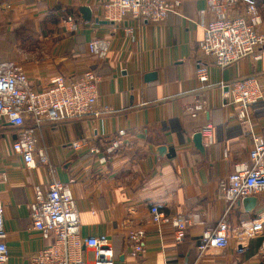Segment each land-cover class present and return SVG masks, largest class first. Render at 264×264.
<instances>
[{"label":"crops","instance_id":"1","mask_svg":"<svg viewBox=\"0 0 264 264\" xmlns=\"http://www.w3.org/2000/svg\"><path fill=\"white\" fill-rule=\"evenodd\" d=\"M107 1L0 0V40L12 39L10 62L26 72L34 88L45 89L56 76L71 78L87 70L101 79L98 115L44 122L36 130L39 148L49 158L46 165L27 167L12 148L18 130L0 122V202L9 264H29L32 254L52 244L32 229L30 207L37 188L47 192L55 180L67 185L74 197L83 236L105 239L116 264L264 262V232L241 239L234 233L221 252L200 256L197 251L200 237L214 232L222 220L239 228L264 216V194L253 196L259 202L247 212L243 200L229 204L219 192L235 166L249 161L252 132L264 134V100L249 109V122L242 123L228 89L256 76L264 93V48L260 60L244 58L221 68L199 49L203 27L213 18L208 0H166L181 5L161 23L139 25L128 18L117 24H92L95 18L104 21ZM249 3L258 8L259 31H264V0H242L230 16H244ZM83 6L92 11L90 23L81 19ZM57 8L67 16L59 33L25 34L20 43V26L31 22L40 27L57 15ZM69 16L80 25L78 31L66 22ZM94 39L109 44L108 59L90 54L88 44ZM0 54L6 61L5 51ZM203 70L207 82L198 78ZM150 73H157L156 79L147 80ZM193 108H198L194 114ZM209 125L214 138L203 141L206 151L201 153L193 138ZM83 139L89 145L75 150L72 144ZM116 140L123 146L109 153ZM162 146L166 151L160 153ZM95 148L100 152L90 151ZM154 205L167 214L194 219L182 243H176L170 230L158 232L150 215ZM131 234L144 247L137 256Z\"/></svg>","mask_w":264,"mask_h":264},{"label":"built area","instance_id":"2","mask_svg":"<svg viewBox=\"0 0 264 264\" xmlns=\"http://www.w3.org/2000/svg\"><path fill=\"white\" fill-rule=\"evenodd\" d=\"M242 0H208L207 6L213 15L203 27L204 37L200 51L213 56L221 68L232 66L244 58L262 59L264 31H259L262 16L258 8L249 3L244 16L231 17V10ZM181 2L166 0H108L103 6V20L120 23L132 19L137 24L161 23L171 14H177ZM66 22L76 32L80 25L73 16ZM92 24H96L94 21ZM88 50L98 60H106L110 54L109 44L100 39L89 42ZM207 82L206 71L198 75ZM264 80V76H263ZM101 79L97 72L87 70L67 78L56 76L45 89H36L28 75L17 64L0 60V122L8 123L18 130L12 148L23 157L27 167L46 165L49 158L39 148L36 130L44 122H63L98 115L95 106L100 97ZM230 104L238 106V118L248 123L249 109L264 100L261 80L254 76L239 80L228 86ZM192 109V114L194 110ZM31 122V125H29ZM203 141L211 142L214 128L206 126L200 131ZM124 135V132H121ZM253 148L248 162L238 163L229 178L219 185L220 198L226 203L264 194V134L252 132ZM123 141H114L108 152L123 146ZM89 145L87 140L75 142V150ZM91 152H100L91 149ZM105 162V158H102ZM32 229L52 244L30 256L29 264H116V256L105 239L88 238L82 234L80 212L70 189L55 180L47 192L37 188L30 207ZM151 221L163 234L170 230L176 243H182L194 219L167 214L156 205L150 208ZM264 232V216L260 220L242 223L234 228L222 220L214 232L200 237L197 251L200 256L221 252L230 246L234 233L241 238L258 237ZM4 221V206L0 202V264H9V248ZM136 246L135 256L144 252L138 236L131 234Z\"/></svg>","mask_w":264,"mask_h":264},{"label":"rangeland","instance_id":"3","mask_svg":"<svg viewBox=\"0 0 264 264\" xmlns=\"http://www.w3.org/2000/svg\"><path fill=\"white\" fill-rule=\"evenodd\" d=\"M64 16L63 15H55L54 17H52L51 19H49L47 22H43L40 27H38L37 25H34L31 22H27L24 23L22 26H20V29L18 30V38L21 40L20 43H23V37L25 34H36V33H43V32H56L58 31V33L61 31V26H62V20H63ZM22 35V37H21ZM13 41L11 38L7 37L3 40H0V53L2 51H5L6 53V62H10L11 61V51H12V45ZM1 55V54H0ZM0 60L4 61L3 58L0 56Z\"/></svg>","mask_w":264,"mask_h":264},{"label":"water","instance_id":"4","mask_svg":"<svg viewBox=\"0 0 264 264\" xmlns=\"http://www.w3.org/2000/svg\"><path fill=\"white\" fill-rule=\"evenodd\" d=\"M247 1H250V0H247ZM79 12H80V15L82 17L81 18L82 21H84L85 23H90L92 21V18H93L92 17V11L89 7L83 6L79 9ZM95 22L99 23L101 25H105V24L110 23L107 21H101L98 18H95ZM156 77H157V73H150V74H147L146 79L147 80H154V79H156ZM193 143H194V146L197 150H199L201 153H205L206 149L204 147L202 135L200 132L195 134V136L193 138ZM165 151H166L165 146L160 147V149H159L160 153H163ZM258 202H259V199L257 197H248L246 199H243L242 204L244 206V209L247 212H251L257 206ZM260 264H264V262H261Z\"/></svg>","mask_w":264,"mask_h":264},{"label":"trees","instance_id":"5","mask_svg":"<svg viewBox=\"0 0 264 264\" xmlns=\"http://www.w3.org/2000/svg\"><path fill=\"white\" fill-rule=\"evenodd\" d=\"M58 9V8H57ZM57 11V15L59 16V15H63L64 16V18L63 19H66V15L64 14V13H62V12H58L59 11V9L58 10H56ZM52 17H50V19H51Z\"/></svg>","mask_w":264,"mask_h":264}]
</instances>
